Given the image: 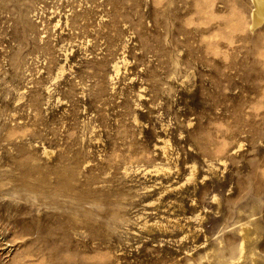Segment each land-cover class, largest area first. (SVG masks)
I'll return each mask as SVG.
<instances>
[{
	"label": "rangeland",
	"instance_id": "1",
	"mask_svg": "<svg viewBox=\"0 0 264 264\" xmlns=\"http://www.w3.org/2000/svg\"><path fill=\"white\" fill-rule=\"evenodd\" d=\"M216 1L0 0V264H224L249 214L264 264V22Z\"/></svg>",
	"mask_w": 264,
	"mask_h": 264
},
{
	"label": "bare ground",
	"instance_id": "2",
	"mask_svg": "<svg viewBox=\"0 0 264 264\" xmlns=\"http://www.w3.org/2000/svg\"><path fill=\"white\" fill-rule=\"evenodd\" d=\"M240 1L246 5H248L249 7V12H248V17H249V25H248V30L253 31L256 28H258L263 22H264V0H237ZM239 2V3H240ZM216 4H223V2L221 0L216 1ZM224 5V4H223ZM114 69H115V73L117 74L118 72V65L117 63L114 64ZM162 149V153L165 155L166 150L165 147L161 148ZM159 170L166 172L168 171L167 169L164 168H160ZM195 170V169H194ZM158 171V170H157ZM193 171V170H192ZM195 173V172H193ZM253 213V211H252ZM254 214H249V218H251V220L248 223L242 224L240 225L238 232L241 235V242L239 245V255L236 259H233L230 262H222L224 264H239V261L241 260V262L243 260H248L249 264H255V254L253 252V248H252V240L254 238H257L260 235V225L259 222L253 218ZM252 232H249V231ZM252 234V236H251ZM245 253H247L245 255ZM216 259L215 254L209 253L206 257L207 261L210 260H214Z\"/></svg>",
	"mask_w": 264,
	"mask_h": 264
}]
</instances>
